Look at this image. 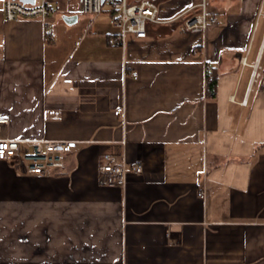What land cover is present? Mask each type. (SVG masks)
<instances>
[{"label": "crops", "instance_id": "0c3cea01", "mask_svg": "<svg viewBox=\"0 0 264 264\" xmlns=\"http://www.w3.org/2000/svg\"><path fill=\"white\" fill-rule=\"evenodd\" d=\"M199 1L159 0L166 21L131 36L124 82L111 12L88 23L67 0L79 17L58 14L47 40L0 0V136L76 140L50 173L0 159V264H264V0H208L205 34L172 19ZM123 153L143 171L102 183Z\"/></svg>", "mask_w": 264, "mask_h": 264}, {"label": "built area", "instance_id": "2783aa9c", "mask_svg": "<svg viewBox=\"0 0 264 264\" xmlns=\"http://www.w3.org/2000/svg\"><path fill=\"white\" fill-rule=\"evenodd\" d=\"M66 2L67 0H4V16L7 20L38 17L42 21L46 39L52 40L55 36V19L58 14L67 22L77 20L79 17L78 13L64 12ZM79 2L80 12L87 17L88 23H92L104 10L111 12V23L119 27L116 39L123 50V81L125 82L130 75L138 78V71L128 70L127 46L131 36L143 38L147 35L150 22L166 21L158 16L159 0H79ZM197 5L200 8L197 12L188 13L189 9H186L172 19L181 18L186 30L205 34L218 22V17L209 11L208 0H200ZM211 66L212 61L207 60L205 69L209 70ZM261 67L259 60L252 64L251 83L261 76ZM244 101L247 102V99ZM117 111L121 115L124 128L121 142L125 145L127 117L124 100L117 107ZM6 121V117H0V122ZM75 145L76 140L72 139H17L0 136V159H10L22 170L30 173H50L65 165L67 154ZM99 171L102 183L126 187L130 173L142 172L143 165L140 162L132 164L126 153L120 158L105 154L104 161L99 164ZM206 193L205 188L199 191L203 197Z\"/></svg>", "mask_w": 264, "mask_h": 264}, {"label": "trees", "instance_id": "16d2710c", "mask_svg": "<svg viewBox=\"0 0 264 264\" xmlns=\"http://www.w3.org/2000/svg\"><path fill=\"white\" fill-rule=\"evenodd\" d=\"M207 87L208 93L211 95L216 94V77H211V75L207 76Z\"/></svg>", "mask_w": 264, "mask_h": 264}, {"label": "rangeland", "instance_id": "374dc122", "mask_svg": "<svg viewBox=\"0 0 264 264\" xmlns=\"http://www.w3.org/2000/svg\"><path fill=\"white\" fill-rule=\"evenodd\" d=\"M103 17L102 18H105V19H107V20H109V14L107 13V11L106 10H104L102 13H100ZM55 24H56V22H55Z\"/></svg>", "mask_w": 264, "mask_h": 264}]
</instances>
